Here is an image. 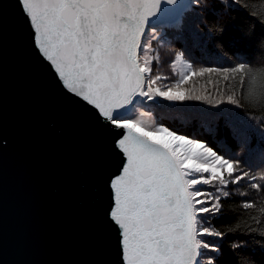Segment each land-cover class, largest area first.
Here are the masks:
<instances>
[{
	"label": "snow or ice",
	"instance_id": "snow-or-ice-1",
	"mask_svg": "<svg viewBox=\"0 0 264 264\" xmlns=\"http://www.w3.org/2000/svg\"><path fill=\"white\" fill-rule=\"evenodd\" d=\"M163 3L173 5L176 0ZM161 4L162 0H17L38 53L50 62L64 88L93 106L105 126L122 130L115 133L114 146L124 159L119 174L110 180L109 212L118 229L122 264H201L206 251L221 252L216 241L228 235L211 223L212 217L223 214L222 198L232 195L225 189L246 178L264 181V174L240 173L238 161L166 127L146 128L142 119L128 115L130 106L137 97L219 105L225 102L221 88V98L214 102L181 90L192 77L216 73L221 78L216 83L232 92L228 104L239 107L243 99L264 108V68L241 62L235 67L194 69L177 53L173 67L183 63L187 71L171 88L154 87L167 79L151 75L159 57L148 54L151 45L146 43L148 35L155 38L152 18ZM237 75L239 86L232 83ZM161 133L170 139H156ZM189 160L191 166L186 164ZM201 185H211L219 194ZM250 187L264 188L257 183ZM242 207L256 205L244 202ZM259 211L264 214V207ZM207 264H215V259L209 257Z\"/></svg>",
	"mask_w": 264,
	"mask_h": 264
},
{
	"label": "water",
	"instance_id": "water-1",
	"mask_svg": "<svg viewBox=\"0 0 264 264\" xmlns=\"http://www.w3.org/2000/svg\"><path fill=\"white\" fill-rule=\"evenodd\" d=\"M190 2L162 0L152 19L175 21ZM117 131L64 88L17 0H0V264H122L109 218Z\"/></svg>",
	"mask_w": 264,
	"mask_h": 264
},
{
	"label": "trees",
	"instance_id": "trees-1",
	"mask_svg": "<svg viewBox=\"0 0 264 264\" xmlns=\"http://www.w3.org/2000/svg\"><path fill=\"white\" fill-rule=\"evenodd\" d=\"M159 26L162 33H156L150 43V55L159 57L152 63L151 75L167 79L158 81L154 87L171 88L180 79L172 67L177 53L194 69L235 67L241 62L264 68V0H191L175 21ZM220 79L216 73H206L181 86L185 94L206 96L213 102L221 98L217 91L221 88L225 102L219 105L205 100L141 99L169 130L204 143L226 159L238 161L240 173L264 174V108L243 99L239 107L228 104L226 98L232 92L216 83ZM232 83L239 86V75ZM251 183L264 186L262 180L246 178L225 189L232 195L222 198L223 214L212 217L211 223L228 235L223 241H216L221 252L206 251L201 264H207L209 257L215 259V264H264V214L259 211L264 207V188L257 191L250 187ZM200 187L219 194L211 185ZM244 202H252L256 207L244 209ZM233 244L239 247L233 249Z\"/></svg>",
	"mask_w": 264,
	"mask_h": 264
},
{
	"label": "rangeland",
	"instance_id": "rangeland-1",
	"mask_svg": "<svg viewBox=\"0 0 264 264\" xmlns=\"http://www.w3.org/2000/svg\"><path fill=\"white\" fill-rule=\"evenodd\" d=\"M162 29H163L162 26H159V24L155 25V38H156V33H162L161 32ZM148 32H151V30L149 29ZM152 39H153L152 36L148 35L146 38V43L150 44ZM148 54L150 55V52ZM175 56L173 57V62L175 61ZM184 61L187 63H190L185 58H184ZM172 67H173V65H172ZM173 70H174V73H176L179 77H180V73L182 71H187L184 68L183 63H177L176 66L173 67ZM128 115L133 119H142L146 128H149V127L154 128V127H159V126L165 127L164 125H162L158 121V119L156 118L155 113H154L153 109L151 108V106L146 104L145 101L143 99H141V97L138 98V100L136 101V104L131 108ZM178 135H180V134H178ZM156 139L168 140L170 138L161 133V134H158L156 136ZM192 163H193V161H191V160L186 162V164L188 166H191Z\"/></svg>",
	"mask_w": 264,
	"mask_h": 264
}]
</instances>
